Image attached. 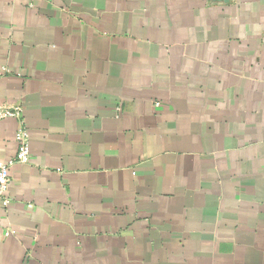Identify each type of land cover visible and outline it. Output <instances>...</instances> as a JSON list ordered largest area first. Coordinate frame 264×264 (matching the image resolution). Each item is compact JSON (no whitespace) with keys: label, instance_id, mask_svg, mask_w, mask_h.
Returning <instances> with one entry per match:
<instances>
[{"label":"crops","instance_id":"1","mask_svg":"<svg viewBox=\"0 0 264 264\" xmlns=\"http://www.w3.org/2000/svg\"><path fill=\"white\" fill-rule=\"evenodd\" d=\"M13 106L0 264H264V0H0Z\"/></svg>","mask_w":264,"mask_h":264},{"label":"built area","instance_id":"2","mask_svg":"<svg viewBox=\"0 0 264 264\" xmlns=\"http://www.w3.org/2000/svg\"><path fill=\"white\" fill-rule=\"evenodd\" d=\"M12 116L19 117V126L15 132L16 152L13 159L7 162H0V202L6 206L10 202V197L7 195V185L10 179V167L13 163H25L30 158L29 134L24 120L21 118V108L13 106L9 108H0V119Z\"/></svg>","mask_w":264,"mask_h":264}]
</instances>
